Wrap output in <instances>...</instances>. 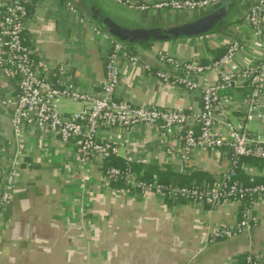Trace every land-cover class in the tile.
Listing matches in <instances>:
<instances>
[{
	"label": "crops",
	"instance_id": "crops-1",
	"mask_svg": "<svg viewBox=\"0 0 264 264\" xmlns=\"http://www.w3.org/2000/svg\"><path fill=\"white\" fill-rule=\"evenodd\" d=\"M64 1L35 0L25 38L43 75L44 61L63 64L68 67L67 78L78 89L93 94H99L105 78L107 46L96 36L95 29L102 28L90 18V11H102L126 29L164 30L223 12L227 22L223 32L157 41L126 51L128 56H138L140 63L133 64L127 56L122 57L118 96L139 106L182 109L191 115L202 109L198 94L155 76L157 71L172 72L161 62V54L209 63L224 55L231 39L246 45L231 64L232 69L249 65L263 54L253 45L248 22L251 0H226L193 13L138 12L114 0H71L78 11L76 15L66 9ZM144 65L150 66L152 73L145 71ZM198 80L211 85L217 82L218 74L206 73ZM244 92L238 87L225 92L233 94L238 103L230 113L233 122L245 113ZM0 94L15 97V87L0 79ZM70 105L76 104L63 100L62 113L69 114L71 111L66 109ZM76 106V112L83 109ZM12 114V108L0 104V169L13 156ZM249 128L264 136V121L251 122ZM103 134L112 139L121 137L118 159L123 160L130 146L137 158L150 161L147 165L136 164L137 168H155L172 181L186 175L193 183L211 180L215 186L230 166L226 151L212 154L197 150L185 171L179 172L181 146L177 136L156 128L139 126L128 138L120 130H105ZM125 139L129 144H124ZM21 142L24 156L14 165L19 173L16 190L0 215V264H237L238 256L249 253L256 256L258 264H264V200L256 204L255 227L212 244L208 241L215 229L239 221L241 204L226 202L210 209L141 195L124 185L106 187L94 163L83 169L76 166L75 143L62 144L54 134L33 129L26 131ZM241 167L251 182L264 178V162H244ZM89 175L91 181L83 183L82 179ZM2 190L0 186V195Z\"/></svg>",
	"mask_w": 264,
	"mask_h": 264
},
{
	"label": "built area",
	"instance_id": "built-area-1",
	"mask_svg": "<svg viewBox=\"0 0 264 264\" xmlns=\"http://www.w3.org/2000/svg\"><path fill=\"white\" fill-rule=\"evenodd\" d=\"M114 1L138 12L164 10L193 13L210 9L223 0ZM34 2L0 0V79L10 81L16 92L15 97L0 94V104L13 110L14 134L11 145L13 156L0 169V186L3 188L0 215L16 190L19 173L14 165L24 156L21 141L26 131L33 129L54 134L62 144L75 143L76 166L83 169L94 163L106 187H111L113 182H121L141 195H154L210 209H217L226 202L243 205L239 221L235 225L215 229L210 234L209 243L230 239L255 227L258 220L254 211L256 204L264 200V184L245 185L239 179L238 171L243 159L264 162V136L249 128L251 122L264 121V0H251L248 22L254 37L253 45L263 51L251 64L231 68L236 56L246 48L244 42L238 39L229 40L224 55L209 63L160 55L161 62L172 72L157 71L155 76L188 93L198 94L202 109L197 115L188 114L182 109L139 106L120 99V61L127 56L130 63L139 64L140 58L125 54L128 46L100 28H96L95 33L106 43L107 54L105 78L99 94L78 89L67 78L68 67L63 64L44 61L43 75L36 65L34 50L25 38L26 23ZM64 5L70 13L78 14L71 0L64 1ZM144 70L152 73L148 65H144ZM210 72L218 74L216 83L207 85L198 80V77ZM233 87L246 90L242 96L245 113L237 122L230 119L231 111L238 107L237 100L233 94L225 93ZM63 100L81 105L83 109L73 114L62 113ZM139 126L156 128L162 133L177 136L181 146V173L197 150L212 154L226 151L230 158L229 169L214 187L167 184L157 174L143 179L135 166L147 165L150 161L146 157L137 158L130 146L123 156V166L106 167L109 159L119 157L122 141L120 136L113 139L105 137L103 131L120 130L128 138ZM124 144H129V141L125 139ZM90 181V175L82 179L83 183ZM247 261L258 264L252 253L248 254Z\"/></svg>",
	"mask_w": 264,
	"mask_h": 264
},
{
	"label": "water",
	"instance_id": "water-1",
	"mask_svg": "<svg viewBox=\"0 0 264 264\" xmlns=\"http://www.w3.org/2000/svg\"><path fill=\"white\" fill-rule=\"evenodd\" d=\"M224 1L226 0H223V2ZM101 12L102 11H98L94 13L90 11V18L115 39L126 43L129 50L134 49L137 45H144L157 41L199 37L215 29L219 32H223L227 23L224 21L223 12L218 11L212 15L197 20H191L183 25L168 28L166 30L159 28L126 29L117 25L112 19L104 16Z\"/></svg>",
	"mask_w": 264,
	"mask_h": 264
},
{
	"label": "trees",
	"instance_id": "trees-1",
	"mask_svg": "<svg viewBox=\"0 0 264 264\" xmlns=\"http://www.w3.org/2000/svg\"><path fill=\"white\" fill-rule=\"evenodd\" d=\"M214 31H217V29L211 31L210 33L214 32ZM125 46H127L126 43H124ZM219 58V57H218ZM254 162V163H258V161H255V160H251V159H243V162ZM124 165V161L121 160V159H118L117 157H113L111 159H109L105 166H123ZM242 167L240 166L239 168V171H238V174H239V179L245 184V185H256V184H264V178H259V179H256L254 181H250L242 172ZM135 170L138 172V173H141V177L143 179H150L151 176L153 174H157L159 175L160 179L164 182V183H167V184H173V185H177V186H208V187H214V184L213 182L214 181H211V180H208L210 182H205L203 180H199L197 183H193L191 180H189L188 176H178V178H176V181H172V180H169V178H167L166 176L162 175L159 170L155 169V168H152V167H149V168H146L144 170H141V168H137L135 166ZM205 175V174H204ZM207 179L208 176L205 175ZM203 181V182H201ZM112 185L114 187H122V183L121 182H113ZM243 209V205H241V211ZM240 216V214H239ZM248 254H244V255H240L238 256L237 258V264H249L248 261Z\"/></svg>",
	"mask_w": 264,
	"mask_h": 264
},
{
	"label": "rangeland",
	"instance_id": "rangeland-1",
	"mask_svg": "<svg viewBox=\"0 0 264 264\" xmlns=\"http://www.w3.org/2000/svg\"><path fill=\"white\" fill-rule=\"evenodd\" d=\"M76 107H77L76 105H70L68 107L69 109H66V111H71L69 114H72L78 110Z\"/></svg>",
	"mask_w": 264,
	"mask_h": 264
}]
</instances>
